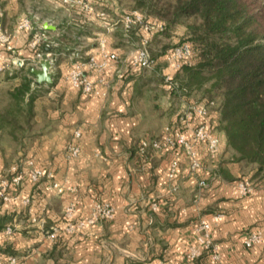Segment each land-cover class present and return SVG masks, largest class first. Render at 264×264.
<instances>
[{
    "label": "crops",
    "instance_id": "obj_1",
    "mask_svg": "<svg viewBox=\"0 0 264 264\" xmlns=\"http://www.w3.org/2000/svg\"><path fill=\"white\" fill-rule=\"evenodd\" d=\"M102 3L94 0L86 11L60 0H0V22L9 35L0 43V88L19 86L27 69L41 67L33 60L31 33L43 28L59 41L53 81L38 82L34 74L32 127H0V179L24 176L21 185L8 186L9 200L0 197V216H9L0 227V264H10L11 256L17 264H264V180L247 194L240 191L239 179L250 178L256 167L235 158L225 133L216 129L217 114L211 122L221 151L211 159L200 147L204 167L198 172L191 173L179 155L172 181L168 166L176 151L139 154L142 138L181 123L186 97L163 81L179 71L165 55L152 68L134 63L144 32L110 26L121 13L113 1L100 17ZM25 16L33 17V30L19 27ZM102 41L119 60L108 59L101 72L87 67L91 79L105 84H97L102 93L85 94L67 74L77 60L102 59ZM185 130L192 135L191 127ZM75 143L80 154L69 157ZM32 167L43 169L37 182L28 178ZM200 179L209 186L200 188ZM96 203L113 206V217L88 222ZM202 221L210 224V246L198 241ZM8 225L12 233L5 231ZM68 225L75 231L68 232ZM258 230L261 241L247 247L245 238ZM193 249L200 254L191 258Z\"/></svg>",
    "mask_w": 264,
    "mask_h": 264
},
{
    "label": "trees",
    "instance_id": "obj_2",
    "mask_svg": "<svg viewBox=\"0 0 264 264\" xmlns=\"http://www.w3.org/2000/svg\"><path fill=\"white\" fill-rule=\"evenodd\" d=\"M164 1L165 15L172 17L167 18L170 24L178 23L181 16L193 17L194 21L188 25L189 40L181 42L190 43L191 62L184 63L169 82L164 77L163 81L178 96L189 98L201 93L199 99L214 100L211 111L217 114L216 129L225 133L235 158L256 167L248 178L252 184L263 181L264 0ZM162 21L166 29L167 24ZM157 33H147L148 48L154 58L158 54L153 50L154 42H158ZM50 40L56 39L48 37L47 41ZM171 48L161 45L159 52L165 55ZM41 49L54 52L55 46L44 44ZM6 73L12 77L9 71ZM22 80L13 89H0L4 94L0 98V127H32L34 73L27 69ZM8 218L0 216V227L5 226ZM7 250L14 254L12 249Z\"/></svg>",
    "mask_w": 264,
    "mask_h": 264
},
{
    "label": "built area",
    "instance_id": "obj_3",
    "mask_svg": "<svg viewBox=\"0 0 264 264\" xmlns=\"http://www.w3.org/2000/svg\"><path fill=\"white\" fill-rule=\"evenodd\" d=\"M94 0H60L61 4L65 6H79L83 10H91ZM107 12L104 10L99 11L100 17H106ZM116 24H122L124 30L129 32L133 28H139L145 35L142 36L140 45L137 47V54L134 56V63L143 69L152 68L157 60L152 57L148 48L149 36L147 33L161 32L165 29V23L162 20H156L147 17L139 10H130L123 12L116 20L109 23L110 26ZM20 28L33 30L35 23L33 17L25 16L20 24ZM47 33L43 28L37 29L33 37L29 40V46L34 51V62L39 63L42 59H50L52 65L56 61V54L51 50H42L41 45L57 46L59 43L56 40L47 41ZM9 40L7 31L3 28L0 22V43L5 44ZM102 59H97L95 55H90L86 60H77L72 65L67 74V79L72 85L80 89L85 94H100L102 93L97 84L102 83L103 78L91 79L87 74V67L96 70L97 72L103 71L108 66V59L114 61L119 60V56L116 52H107L105 41L100 44ZM193 55V49L188 42L178 44L171 48L166 54V58L170 61L174 68L179 70L184 63L191 62ZM20 64H24V59H20ZM16 62V61H15ZM17 63V62H16ZM1 69V68H0ZM122 75V74H120ZM172 79L170 75L166 76V80L169 82ZM105 84V82H103ZM105 94V93H104ZM214 100L203 98L195 99L187 102L186 106L180 112L181 123L179 125H166L164 127V133L161 136L144 137L139 141L138 152L143 157H148L149 154L155 151H161L165 149H172L178 153L176 157L170 160L168 166V177L172 181H176L180 168V156L185 155L188 161V168L191 173H196L204 167L203 159L201 156V148L205 146L206 155L211 158H217L221 151V138L215 132V125L212 124L214 114H212L211 107L214 105ZM192 128V135L188 136L185 128ZM77 135L79 133L77 132ZM80 154V146L75 143L69 148L68 156L74 157ZM218 172L215 173L217 175ZM43 175V169L40 167H32L29 169L28 178L32 182H37ZM24 176L22 173H15L12 182L0 179V196L4 200H9L8 186L12 183L15 186L21 185ZM200 188H206L209 186V181L206 179H200L198 182ZM58 191H62L61 186L54 184ZM240 191L243 194H247L252 190L253 184L248 178L240 179L238 182ZM73 209L72 206L68 208V212ZM114 215V208L109 204L96 203L92 216L88 219V222L94 223L97 220L111 219ZM82 223V222H81ZM13 226L8 225L5 228L7 233L13 232ZM67 231L72 233L75 231L73 225L67 226ZM200 235L198 241L202 244L210 246V224L206 221H202L199 225ZM55 236V232L52 233ZM262 238V232L253 231L250 232L244 240V244L247 247H252L259 243ZM200 254L198 249L190 251L189 256L194 258ZM10 264H17V258L15 256L10 257Z\"/></svg>",
    "mask_w": 264,
    "mask_h": 264
},
{
    "label": "rangeland",
    "instance_id": "obj_4",
    "mask_svg": "<svg viewBox=\"0 0 264 264\" xmlns=\"http://www.w3.org/2000/svg\"><path fill=\"white\" fill-rule=\"evenodd\" d=\"M116 2L117 10L121 13L128 10H139L147 17L156 19V20H164L167 24L166 29L161 32H158V42H154L153 50L155 52L158 51L157 59L161 60V57L164 55L159 52L161 45L172 47L176 44H179L183 41L189 40V29L188 25L194 21L193 17H179L178 23L170 24L167 18H172L171 15H165L167 13V7L164 6V0H99V2H103L102 8H98L99 10H107V6L105 4H109V2ZM102 3V4H103ZM120 25V24H119ZM123 27V26H122ZM124 28V27H123ZM122 28V29H123ZM156 45L158 47H156ZM135 47V46H134ZM162 62V61H161ZM0 89L5 90V87H1ZM201 93L193 94L189 98L185 99V102H189L191 100L199 99ZM4 96L3 92L0 90V98ZM178 96V95H176ZM179 97V96H178ZM177 97V98H178ZM182 103V102H181ZM184 103V102H183ZM8 191V190H7Z\"/></svg>",
    "mask_w": 264,
    "mask_h": 264
},
{
    "label": "water",
    "instance_id": "obj_5",
    "mask_svg": "<svg viewBox=\"0 0 264 264\" xmlns=\"http://www.w3.org/2000/svg\"><path fill=\"white\" fill-rule=\"evenodd\" d=\"M41 67L33 68L32 72L36 76L38 82H49L53 81V72L51 71L52 63L50 59H42L40 61Z\"/></svg>",
    "mask_w": 264,
    "mask_h": 264
}]
</instances>
